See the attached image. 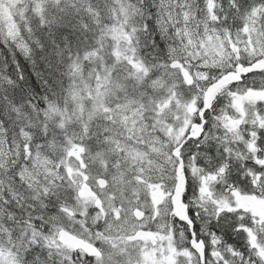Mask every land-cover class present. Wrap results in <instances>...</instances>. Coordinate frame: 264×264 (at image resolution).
<instances>
[{"label":"snow or ice","instance_id":"1","mask_svg":"<svg viewBox=\"0 0 264 264\" xmlns=\"http://www.w3.org/2000/svg\"><path fill=\"white\" fill-rule=\"evenodd\" d=\"M0 264H264V0H0Z\"/></svg>","mask_w":264,"mask_h":264}]
</instances>
